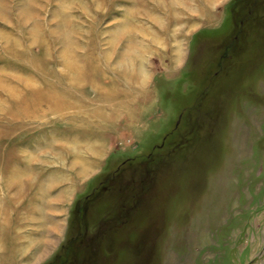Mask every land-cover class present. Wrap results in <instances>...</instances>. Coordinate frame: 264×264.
Masks as SVG:
<instances>
[{"label":"rangeland","instance_id":"374dc122","mask_svg":"<svg viewBox=\"0 0 264 264\" xmlns=\"http://www.w3.org/2000/svg\"><path fill=\"white\" fill-rule=\"evenodd\" d=\"M0 254L264 264V0H0Z\"/></svg>","mask_w":264,"mask_h":264},{"label":"crops","instance_id":"0c3cea01","mask_svg":"<svg viewBox=\"0 0 264 264\" xmlns=\"http://www.w3.org/2000/svg\"><path fill=\"white\" fill-rule=\"evenodd\" d=\"M63 194L60 193L58 195H52V193H50L49 191H46L45 192L46 197L42 196L41 197L42 199L40 198L42 202H40V203L38 202L37 204L34 205L35 202L33 201V196H28L27 198L22 200V202H26L27 203L26 206L30 207V209H33V208L39 209L38 211L40 212L41 210H45V209L49 208V206L51 204L54 205V202L57 198L63 200V198H62ZM17 196H19V195H17ZM34 213L35 212H32V214H31L32 215V217H31L32 222L35 221V222L40 224L37 214L36 213L34 214ZM44 215H45L47 221L44 220L45 222H44V226H43L44 227L43 237H41V239H34L36 241H34L33 239H30V237L25 238L26 240L28 239V241L30 240V242L25 244L24 250H22V254L20 256L18 255V257H16V259H18V261L21 260V261L27 262L28 260H26V259L31 256L32 258L29 261L30 262H32V261L37 262V261H39V259L41 257H43L45 255V253H47V251L51 248V246L54 245V242H53L54 240L49 239V234L53 233L54 230L53 229L50 230L51 228H49V225L53 224L55 227L57 222L54 218L52 219L48 216V212H45ZM34 216L36 217V219H34ZM38 233H40V232H38ZM53 236H55V235L53 234ZM41 242L43 243V244H41L42 248L40 247ZM3 257L5 258V256L3 254H0V258H3ZM29 261H28V263H29Z\"/></svg>","mask_w":264,"mask_h":264}]
</instances>
